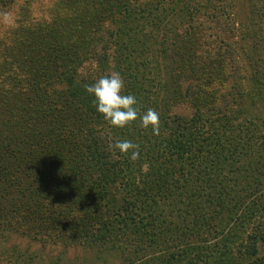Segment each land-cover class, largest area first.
<instances>
[{
	"label": "trees",
	"instance_id": "obj_1",
	"mask_svg": "<svg viewBox=\"0 0 264 264\" xmlns=\"http://www.w3.org/2000/svg\"><path fill=\"white\" fill-rule=\"evenodd\" d=\"M240 1L0 0V236L264 264V0ZM112 72L159 134L97 112L85 85Z\"/></svg>",
	"mask_w": 264,
	"mask_h": 264
},
{
	"label": "clouds",
	"instance_id": "obj_2",
	"mask_svg": "<svg viewBox=\"0 0 264 264\" xmlns=\"http://www.w3.org/2000/svg\"><path fill=\"white\" fill-rule=\"evenodd\" d=\"M124 80L119 72L101 76L93 84L85 85L86 92L94 97L97 112L113 127H126L139 118L140 125L159 134V113L148 108L143 113L137 107L138 101L134 94H123ZM121 153L129 154L130 159L136 160L140 153L139 145L128 139H119L110 145Z\"/></svg>",
	"mask_w": 264,
	"mask_h": 264
},
{
	"label": "rangeland",
	"instance_id": "obj_3",
	"mask_svg": "<svg viewBox=\"0 0 264 264\" xmlns=\"http://www.w3.org/2000/svg\"><path fill=\"white\" fill-rule=\"evenodd\" d=\"M247 0H241L236 8V14L244 16L247 8ZM249 10V7H248ZM14 247L15 251L27 248L31 254H37L36 264H118L119 260L116 254L104 255L96 252L95 249L85 247H64L62 245H47L32 240L26 236L20 235L19 232L5 233L0 236V252L8 251ZM8 254V253H7ZM7 254L3 258L7 257ZM100 255L101 257H99ZM3 264V260L0 261ZM7 264H27L10 262Z\"/></svg>",
	"mask_w": 264,
	"mask_h": 264
}]
</instances>
